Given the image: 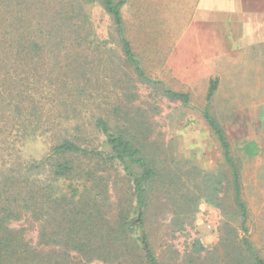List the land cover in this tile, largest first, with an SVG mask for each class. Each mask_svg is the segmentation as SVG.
Returning <instances> with one entry per match:
<instances>
[{
    "label": "rangeland",
    "instance_id": "374dc122",
    "mask_svg": "<svg viewBox=\"0 0 264 264\" xmlns=\"http://www.w3.org/2000/svg\"><path fill=\"white\" fill-rule=\"evenodd\" d=\"M223 1L125 0L126 35L146 73L163 82L159 85L141 81L125 63L114 23L97 0H81L74 18L79 36L65 34L61 44L41 52L38 65H14L3 55L0 185L14 176L1 187L23 195L24 189L51 185L34 170L27 183L24 169L38 164L65 136L100 150L102 156H70L73 171L51 188L70 198L64 204L86 217L95 215L100 235L93 247L115 248V225L120 216L134 215L136 200L123 166L107 158L110 147L95 125L103 119L115 131L138 137L159 171L146 228L150 249L162 264H230V253L249 264L241 220L226 218L233 205L231 171L202 114L211 80L218 79L213 109L241 167L247 234L264 260V0ZM29 2L39 12V0ZM60 3L52 0V9ZM163 86L189 92L191 103L163 95ZM41 198L30 200L36 219L25 220L30 211H24L23 219L12 224L24 225L36 247L60 260L63 254L65 264L140 262L134 251L124 256L128 248L120 242L115 256L104 249L102 257L67 255L64 242L41 238L47 212L53 214L50 230L61 219L58 209ZM106 234L110 239H104Z\"/></svg>",
    "mask_w": 264,
    "mask_h": 264
},
{
    "label": "trees",
    "instance_id": "16d2710c",
    "mask_svg": "<svg viewBox=\"0 0 264 264\" xmlns=\"http://www.w3.org/2000/svg\"><path fill=\"white\" fill-rule=\"evenodd\" d=\"M85 1L88 3L93 0ZM97 1L101 3L105 12L114 23L122 45L125 63L133 67L136 76L141 81L152 85L162 84V81L146 73L140 59L134 52L131 40L126 35L123 15L125 0ZM60 2L59 6L61 5V8L52 9V0H39L40 8H38L39 12H36V9H31L32 2H29V0H0V61L6 56L13 61L14 65L24 66V64H27L28 66L32 62L38 65L36 62H38L41 52L52 50L54 48L53 45L61 44L65 34L70 35V33H73L79 36V27L74 22V18L75 11L78 8H82L81 0H76L75 2L72 0H60ZM72 4H74V7L69 9L68 7H72ZM38 16L40 19L34 22V19L38 18ZM77 73L83 74L82 71ZM217 88L218 79H212L202 114L205 122L219 141L224 158L231 171V175L228 177V190L232 192L233 205L227 212L226 218H239L241 220L242 228L246 232L242 237L243 247L246 252V262L249 261V264H264L258 249L247 234L249 211L243 198L241 167L234 156L226 130L213 109V96ZM162 92L163 95L172 100H177L183 104L191 103L189 92L177 91L164 86ZM115 108V112L119 111V107ZM95 125L106 136L107 144L110 147V153L107 155L108 160L121 164L132 180L136 200L134 215L130 216L128 213L120 216L119 221L115 225L113 240L117 246L115 248L110 246L93 247V242L100 235L93 225L95 215L91 213L90 216L86 217L85 213H82L80 209L71 208L68 204H64L69 203L70 198L65 193L51 188L61 177H65L73 171L70 156L83 154L103 155L100 150L90 149L65 136L60 142L51 146L49 153L38 164L27 165L24 169L23 177L27 179V183L29 182L28 178L32 177V171L34 170L37 176H45L47 181H51V185H43V187L41 185L38 190L24 189L23 195L20 192L13 194L11 191L1 187L2 185L8 186L14 175H8L5 183L0 185V264H65L63 254L59 256L62 258L60 260V258H56L54 253L36 247L28 236V229L24 225L22 227L12 225L13 222L23 219L24 211H30L28 213L30 217L25 220L29 221V219L34 220L37 218L36 205L30 202L37 195L42 196V204L51 203V208H57V212L61 217L57 229L55 231L54 229L50 230L48 225L50 219L53 218V214L46 213L45 219H43L45 227L41 232V238L46 237L48 240L64 242L67 244L64 245L67 249V255H70V251H75L79 255L87 254L92 257L94 254L102 257L101 252L103 251L101 250L104 249L109 250L110 254L115 256L119 246H121L120 242L128 248L125 251L122 250L121 253L125 256L130 255L131 251H134L140 260L138 264H162L156 254L150 249L146 228L149 196L155 191L156 184L160 180L159 171L156 165L145 156L143 151L145 147L138 137L120 130L115 131L103 119H97ZM256 149L257 147L254 146L252 149L253 153H256ZM214 184H212L211 188L216 190ZM213 195L218 196L217 194ZM217 204L222 206L221 202ZM110 237L111 235L106 234L104 239L108 240ZM124 240H127L128 245L122 242ZM68 244L71 247L73 246V249H70ZM196 250L198 249L196 248ZM229 255L232 259L230 264H240L241 261L238 259V254L235 257L231 253Z\"/></svg>",
    "mask_w": 264,
    "mask_h": 264
},
{
    "label": "crops",
    "instance_id": "0c3cea01",
    "mask_svg": "<svg viewBox=\"0 0 264 264\" xmlns=\"http://www.w3.org/2000/svg\"><path fill=\"white\" fill-rule=\"evenodd\" d=\"M221 1H223V0H220V1H218V0H211L210 3H213L214 2V4H215V3L221 2ZM225 1H226V5H227L230 0H224L223 2H225Z\"/></svg>",
    "mask_w": 264,
    "mask_h": 264
}]
</instances>
